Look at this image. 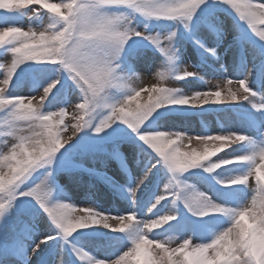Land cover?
Returning <instances> with one entry per match:
<instances>
[{
    "label": "snow or ice",
    "instance_id": "snow-or-ice-1",
    "mask_svg": "<svg viewBox=\"0 0 264 264\" xmlns=\"http://www.w3.org/2000/svg\"><path fill=\"white\" fill-rule=\"evenodd\" d=\"M121 9H129L146 19L173 21L176 27L163 35L147 31V25L145 31H137L132 26L135 16L128 17ZM0 10H3L0 12V51L11 55L10 64L0 63V69L4 70L0 80V137L6 148L0 151V260L3 264H9L8 257L12 254L5 238L11 213L22 199L34 200L57 230L55 236H44L35 243L29 258L39 257L41 246L50 240L59 237L67 241L79 230L99 226L110 233L126 234L129 243L104 259L83 248H74L77 260L86 264H264V145L253 144L250 151L236 154L228 149L251 143L248 136L238 131L221 129L218 134L207 130L190 134L171 128L161 130L162 123L175 111H215L211 106H243V102H249L257 111L264 112V97L249 86L253 78L264 81V27H261L264 26V0H0ZM218 10L234 12L259 42V51L253 55L250 67L242 50L240 66L236 69L239 76L231 78L222 74L223 87L218 85L214 91L189 94L178 87L163 86L165 80L191 83V78L199 77L197 72L182 66L173 72L162 65L155 73L158 83L151 87L136 83L140 76L134 61L142 55L143 41L160 51L168 63L178 59L173 42L179 25L192 31V26L199 27L203 18L207 22L205 26L217 33L218 47L226 37L211 23ZM40 13L44 19L27 31L13 19L27 15L32 20L39 18ZM194 42L219 59L215 48H208L198 39ZM26 72L54 73L44 86L34 85L42 89V93L36 92L39 102L35 106L33 101L37 96L16 91ZM233 84L238 86L235 90ZM143 93H147V102L142 103ZM205 106L209 107L205 109ZM57 108L58 112L53 110ZM66 116L74 122L66 124ZM89 128L95 137L79 135ZM69 129L71 135L65 140L63 134ZM121 135L129 137L149 158L144 175L129 189L134 207L137 193L154 169L161 172V179L167 177L163 191L160 189L143 219L138 218L135 210L113 214L91 205L78 208L67 202L50 203L55 173L69 159V149L77 144L98 145ZM193 141L204 145L203 150L191 148ZM221 152L225 153L224 157L218 156ZM213 157L217 159L212 160ZM241 165L248 167L244 171L229 167ZM3 168H8V173ZM194 169H202L209 175L219 169L229 173L227 177H213L220 185L214 192L220 203L205 193L190 190L187 183L182 184L180 177ZM253 176L257 187L251 200L236 207L227 206L237 194L252 192L249 181ZM169 196L173 205L176 201L182 202L194 217L218 218L215 214H219L227 217L229 224L206 242L196 243L191 237H184L179 238L178 246L172 247L171 238H160L159 230L166 224L169 229L194 231L204 227V222L189 218L183 225L170 224L176 220L175 210L164 214L157 211ZM110 220L117 221V226H112ZM80 235L90 234L81 232ZM103 236L109 241L123 238L107 233ZM61 264H65L63 259Z\"/></svg>",
    "mask_w": 264,
    "mask_h": 264
},
{
    "label": "rangeland",
    "instance_id": "rangeland-1",
    "mask_svg": "<svg viewBox=\"0 0 264 264\" xmlns=\"http://www.w3.org/2000/svg\"><path fill=\"white\" fill-rule=\"evenodd\" d=\"M50 2H58V0H50ZM121 11L128 17L135 16L132 19V26L136 27L137 31H145V25H147V31L163 35L176 27V22L173 21L146 19L139 14L132 13L129 9H121ZM0 12H3V10H0ZM13 19H17L18 23L27 31L29 27H36L44 19V14L40 13L39 18H33L32 20H29L27 15L17 18L13 17ZM206 23L202 18L199 27L193 25L192 31L185 30L183 25H179L176 28L177 36L173 42V47L177 52L178 59H174L171 63H168L161 52L148 41H143L142 55L134 61L135 70L143 78V87H151L158 83L155 73L162 65L173 72L182 66L189 71L198 73L202 79L199 77L191 78V83L173 79L163 81V86L178 87L189 94L195 91L216 90L213 86H206V83L208 79L210 81L217 82L219 80L221 82L222 74L231 78H237L239 73L236 69L240 66L242 50L246 53L248 66H251L253 63L252 57L259 51L260 45L255 37L252 41H248L251 38V33L248 32L246 25L238 21L234 12L225 13L223 10H218L216 17L211 20V23L220 32L226 34L222 42H219L218 47L216 46L217 33L205 26ZM243 29L245 30L242 31ZM195 39H198L208 48H215L219 59L205 52L203 48L194 42ZM131 42L130 40L129 43ZM259 59L260 57L257 56L255 62L258 63ZM10 62L11 55H5L0 51V63L10 64ZM221 64L223 65V69H221ZM3 76L4 70L0 69V80L3 79ZM49 77H54V73L38 75L26 72L21 76L19 88L16 91L21 95L37 96V99L33 101V105L35 106L39 102V94L36 92L48 82ZM136 83L138 84L137 81ZM36 84H39L40 87H34ZM249 86L254 92L264 97V81H258L253 78L250 80ZM233 87L236 89L238 86L233 84ZM40 91L42 93V89ZM143 94L140 97L142 103L147 102V93ZM132 107H135V102H133ZM208 107L205 106V109ZM211 107L217 109L219 112L213 114L211 112H202L204 109H191L186 111V113L181 111L183 115L170 113L169 118L162 123L161 130L171 128L176 131H187L190 134H199L205 130L214 134H218L221 129L238 131L248 136L251 143L237 145L234 146V149H228L229 152L235 151L236 154H239L241 151H250L253 144L258 146L264 145V112L257 111L249 102H243V106L221 104ZM53 110L58 112L59 109ZM71 111L72 109L69 108V112ZM188 112L190 114H187ZM197 112H200V114L196 115ZM55 119L54 117V122ZM64 122L68 124L74 121L71 120L70 116H66ZM86 134L89 136L88 138L96 136L91 128L85 129L79 135L85 137ZM69 135H71L70 129L64 132L63 138L66 140ZM9 143H11V138H9ZM194 146H199L196 141H193L192 145H190L191 148H196ZM203 147L204 145L200 146L197 150L202 151ZM0 151H6L2 137H0ZM69 151L71 153L69 159L65 162L62 169L55 173L56 179L55 184L52 185L53 190L50 203L67 202L76 205L78 208L91 205L101 212H111L113 214L135 210L139 213L138 218L143 219L148 206L159 195L160 189L163 191V183L166 182L167 177L165 176L164 179H161V172L154 169L153 175L144 181L141 191L137 193V201L135 207L133 206L129 189L135 187L136 179L144 175V169L149 163V158L144 156L127 136L121 135L98 145L77 144L76 147L69 149ZM218 156L224 157L225 153H218ZM211 159L215 160L217 158L213 157ZM229 167L244 171L248 166ZM2 171L8 173L9 170L8 168H3ZM228 175L229 173H226L224 169H219L212 175L203 172L202 169H194L184 173L180 177V180L182 184L187 183L190 185V190L205 193L213 197L216 203H220L221 201L214 196V192L220 188V185L216 183L213 177H227ZM249 183L252 192L244 191L237 194L227 206L236 207L247 199L251 200V195L257 187L254 176L250 178ZM148 188L152 189V193H154L153 197L140 208V197L147 192ZM179 205L178 201L173 205L172 198L169 196V200L163 202L157 211L159 214H164L165 212L175 210L176 220L171 221L170 224L176 225L177 222H180L183 225L189 219L180 213ZM77 214L83 215V213ZM109 223L114 227L117 226V221L115 220H110ZM204 224L209 231H204L200 227L198 229L203 230L201 234L197 229L194 231H181L179 227L175 230L169 229V226L166 224L163 229L159 230L160 238H171L172 247L178 246L177 241L179 238L184 237H191L196 243L206 242L215 233L226 228L229 224V219L226 217L223 221L205 222ZM56 232L57 230L52 225L48 216L39 209V205L34 200L22 199L18 201L16 209L11 213L5 237L9 245L14 244L16 249L15 253L8 257L9 264H61L62 259L67 264L68 261L72 262L68 253L69 248H71L72 252L74 248H83L98 259H104L105 257L112 256L117 250L129 243L126 234L110 233L108 229L96 226L95 228L82 229L72 234L79 235V239L64 241L58 237L57 240H50L46 245L41 246L39 257H28L35 243L43 239L44 236H55ZM81 232H87L90 235L82 237L80 235ZM104 233H107L111 237L123 238L109 241L103 236ZM0 264H3L2 260H0ZM72 264H86V262L77 260L75 263L72 262Z\"/></svg>",
    "mask_w": 264,
    "mask_h": 264
},
{
    "label": "trees",
    "instance_id": "trees-1",
    "mask_svg": "<svg viewBox=\"0 0 264 264\" xmlns=\"http://www.w3.org/2000/svg\"><path fill=\"white\" fill-rule=\"evenodd\" d=\"M176 113V112H175ZM152 196V191L151 190H148L147 193H145L141 198H140V201H139V207L141 208L143 204L145 203H148L150 201V198ZM180 203L179 207H180V213L183 214V216H185L186 218H191V220H202L204 223L205 222H217V221H223L225 216H222V215H219V214H215L218 216V218H211V217H194V216H191V213L188 211V209L184 206V204L180 201H178ZM202 229L205 231H209L208 228H206V225L204 224V227H202ZM197 230L200 232V233H203V230H199L197 228ZM172 234V233H171ZM207 234V232H206ZM80 236L79 235H71L67 238V240H74V239H79ZM15 246L14 244L10 245V249L11 250H14ZM68 253H69V257H71L72 259V262L75 263L77 261L76 257H74L75 255H73V252L71 251V248L68 249Z\"/></svg>",
    "mask_w": 264,
    "mask_h": 264
},
{
    "label": "bare ground",
    "instance_id": "bare-ground-1",
    "mask_svg": "<svg viewBox=\"0 0 264 264\" xmlns=\"http://www.w3.org/2000/svg\"><path fill=\"white\" fill-rule=\"evenodd\" d=\"M142 80H143V78H141V77H140L139 80H137L138 85H139L140 87H143ZM206 84H207L206 86H209V87H212V86H213L214 88H217L218 85H220L221 87H223V86H222V83L219 82V80L216 82V81H210V80L208 79V81H207ZM232 87H233V86H232ZM233 90H235L234 87H233ZM142 95H144V94H142ZM145 96H146V94H145ZM145 96H144V97H145ZM222 99H223V96H222ZM185 143H186V142H185ZM200 146H202V144H199V146H197V147L194 146V147H196L197 149H199Z\"/></svg>",
    "mask_w": 264,
    "mask_h": 264
}]
</instances>
